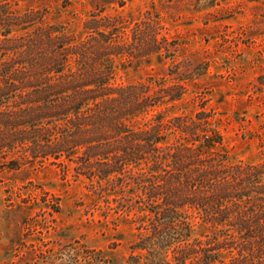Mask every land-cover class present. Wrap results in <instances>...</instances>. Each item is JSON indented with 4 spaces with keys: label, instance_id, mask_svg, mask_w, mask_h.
<instances>
[{
    "label": "rangeland",
    "instance_id": "374dc122",
    "mask_svg": "<svg viewBox=\"0 0 264 264\" xmlns=\"http://www.w3.org/2000/svg\"><path fill=\"white\" fill-rule=\"evenodd\" d=\"M49 33L102 47L113 87L148 85L161 102L143 125L202 118L224 137L217 153L264 163V0H0V69L49 52ZM21 156L0 153V264H75L85 252L124 264L139 220L120 212V187ZM210 231L198 223L193 235Z\"/></svg>",
    "mask_w": 264,
    "mask_h": 264
},
{
    "label": "trees",
    "instance_id": "16d2710c",
    "mask_svg": "<svg viewBox=\"0 0 264 264\" xmlns=\"http://www.w3.org/2000/svg\"><path fill=\"white\" fill-rule=\"evenodd\" d=\"M47 37L49 52L1 66L0 153L120 187V212L139 220L124 264H264V163L217 153L224 137L202 118L143 125L161 102L148 85L115 88L102 47ZM177 130L183 140L170 142ZM198 223L210 233L194 237ZM85 253L75 264H109Z\"/></svg>",
    "mask_w": 264,
    "mask_h": 264
}]
</instances>
